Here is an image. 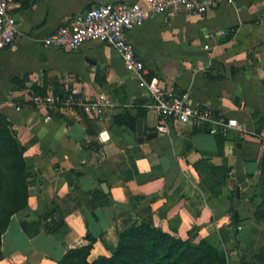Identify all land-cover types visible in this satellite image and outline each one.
I'll use <instances>...</instances> for the list:
<instances>
[{
    "label": "crops",
    "instance_id": "1",
    "mask_svg": "<svg viewBox=\"0 0 264 264\" xmlns=\"http://www.w3.org/2000/svg\"><path fill=\"white\" fill-rule=\"evenodd\" d=\"M116 1L142 0L11 1L18 32L0 53V114L25 146L30 183L26 208L2 234L0 264H59L70 248L87 243V232L95 238L88 259L108 256L135 221L193 242L206 238L226 252L228 264L241 258L250 264L264 249V223L253 216L264 196V186L257 187L264 156V0H230L204 15L155 14L126 34L149 73L188 91L195 109L237 121L225 132L176 120L158 132L150 98L110 46H43L42 38L77 12ZM69 91L113 105L95 118L77 106L31 102L32 94ZM125 113L136 117L134 127L115 123ZM55 207L63 224L47 234L40 217Z\"/></svg>",
    "mask_w": 264,
    "mask_h": 264
},
{
    "label": "built area",
    "instance_id": "2",
    "mask_svg": "<svg viewBox=\"0 0 264 264\" xmlns=\"http://www.w3.org/2000/svg\"><path fill=\"white\" fill-rule=\"evenodd\" d=\"M12 0H0V53L11 47L18 32L12 13ZM230 0H142L135 2H101L77 12L67 22L59 25L51 34L42 38L45 48L76 50L86 42H97L113 48L120 56L125 70L131 74L143 95L151 100L150 106L158 114V132H168L169 122H193L197 125L211 123L212 132H225L238 127L235 119L215 118L210 109L197 110L191 103L188 91L168 86L157 74H151L137 56L126 34L155 14L172 16L177 13L204 15L210 8ZM224 33V32H223ZM31 102L37 106L62 104L80 107L86 114L101 118L113 102L110 98L84 99L75 92L64 95L32 94ZM49 118V117H48ZM264 148V143L261 145Z\"/></svg>",
    "mask_w": 264,
    "mask_h": 264
},
{
    "label": "trees",
    "instance_id": "3",
    "mask_svg": "<svg viewBox=\"0 0 264 264\" xmlns=\"http://www.w3.org/2000/svg\"><path fill=\"white\" fill-rule=\"evenodd\" d=\"M20 1L22 5L30 0ZM136 117L125 113L114 118L115 123L134 127ZM93 144V142L91 143ZM25 146L19 141L16 130L8 118L0 114V260L2 234L6 231L11 216L27 206L29 169L24 157ZM264 186V156L261 164L258 186ZM220 190L211 188L212 195ZM234 193L231 198L234 199ZM80 207H78L79 209ZM253 216L264 223V196L255 206ZM64 213L57 207L51 208L40 217V223L47 234L53 233L63 224ZM234 225L239 216L232 213ZM87 243L70 248L59 264H228L226 252L203 238L198 242L182 239L158 226L143 221H135L118 235V242L110 255H99L93 260L88 256L95 238L86 233ZM250 264H264V249L255 253ZM241 264H246L241 258Z\"/></svg>",
    "mask_w": 264,
    "mask_h": 264
},
{
    "label": "water",
    "instance_id": "4",
    "mask_svg": "<svg viewBox=\"0 0 264 264\" xmlns=\"http://www.w3.org/2000/svg\"><path fill=\"white\" fill-rule=\"evenodd\" d=\"M137 132L139 133V140L138 141H143L144 140V137H143V128H142V120L139 119L137 121ZM156 135V133H151V134H148L146 136V138H149L150 136H154ZM239 197H240V189L239 187H236V190H235V198L233 199V206H234V209H233V214L234 215H237V209H238V206H239Z\"/></svg>",
    "mask_w": 264,
    "mask_h": 264
}]
</instances>
